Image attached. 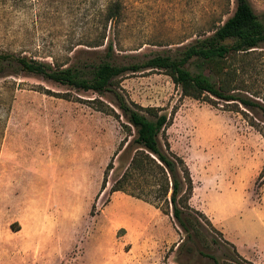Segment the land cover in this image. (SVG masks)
Segmentation results:
<instances>
[{
  "label": "rangeland",
  "instance_id": "374dc122",
  "mask_svg": "<svg viewBox=\"0 0 264 264\" xmlns=\"http://www.w3.org/2000/svg\"><path fill=\"white\" fill-rule=\"evenodd\" d=\"M121 1V20L108 24L102 47L89 49L79 44L98 33L108 0H0V53L61 66L96 58L112 42L113 61L127 64L178 53L235 9V0ZM249 2L264 23V0ZM251 56L255 67L241 74V84L264 103V48ZM117 91L127 103L156 107L171 117L164 138L190 170L189 205L203 214L205 229L189 241L170 215L110 192L129 157L114 154L134 134L115 115L120 112L111 94L76 92L6 72L0 74V264L38 257H48V264H66L61 257L94 264L105 257L128 264H215L207 255L218 264H264L260 115L241 108L245 117L215 99L211 105L184 97L161 70L128 73ZM94 99L114 113L99 111ZM111 160L114 169L103 188Z\"/></svg>",
  "mask_w": 264,
  "mask_h": 264
},
{
  "label": "trees",
  "instance_id": "16d2710c",
  "mask_svg": "<svg viewBox=\"0 0 264 264\" xmlns=\"http://www.w3.org/2000/svg\"><path fill=\"white\" fill-rule=\"evenodd\" d=\"M122 16V1L108 0L97 23L98 33L79 45L89 49L102 47L108 24L116 25ZM258 48H264V23L249 0H235L234 12L222 25L174 55H154L127 64H116L112 58V42H109L105 53L96 58L80 57L74 63L59 66L45 59L2 52L0 74L33 75L76 92H92L100 97L111 94L120 112V115H115L124 118V127L129 132L133 130L134 134L131 140L123 139L114 154V157H121L129 153V157L124 170L113 180L110 192L124 193L170 215L179 230L192 241V236L199 233V229H205L200 219L203 214L189 205L193 186L187 164L171 151L164 138V130L170 124L171 117L156 107L127 103L117 91L120 81L128 73L161 70L179 87L182 96L211 105L215 100L221 101L230 107V111L242 112L248 117L241 110L244 108L251 114L260 115L264 123V103L256 100L258 94L241 84L244 83L241 74L255 67L251 55ZM191 66L194 71L190 70ZM94 101L101 105L99 111L110 110L114 113L103 102L97 99L91 102ZM249 124L255 127L252 119ZM113 169L111 160L104 172L103 188ZM207 256L218 264L213 256Z\"/></svg>",
  "mask_w": 264,
  "mask_h": 264
},
{
  "label": "crops",
  "instance_id": "0c3cea01",
  "mask_svg": "<svg viewBox=\"0 0 264 264\" xmlns=\"http://www.w3.org/2000/svg\"><path fill=\"white\" fill-rule=\"evenodd\" d=\"M2 264H16V261H18L17 259H12V258H7L5 260H1ZM4 261V262H3ZM19 263L20 264H28L29 261L31 262V264H48V262L50 263V260L48 259V257H38V258H34V259H25V258H21L19 259ZM59 261L61 262H67L66 264H94V261H89L87 258H82V257H78V259H72L71 261L66 260L65 258H59ZM102 264H128L126 262V260L122 259V258H118V257H105L102 260Z\"/></svg>",
  "mask_w": 264,
  "mask_h": 264
}]
</instances>
